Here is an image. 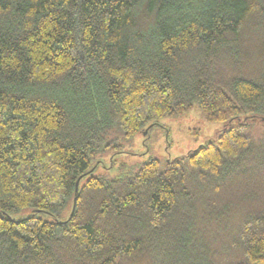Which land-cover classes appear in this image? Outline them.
Returning a JSON list of instances; mask_svg holds the SVG:
<instances>
[{
	"label": "trees",
	"instance_id": "trees-1",
	"mask_svg": "<svg viewBox=\"0 0 264 264\" xmlns=\"http://www.w3.org/2000/svg\"><path fill=\"white\" fill-rule=\"evenodd\" d=\"M193 105L203 145L97 172ZM0 264H264V0H0Z\"/></svg>",
	"mask_w": 264,
	"mask_h": 264
},
{
	"label": "rangeland",
	"instance_id": "rangeland-1",
	"mask_svg": "<svg viewBox=\"0 0 264 264\" xmlns=\"http://www.w3.org/2000/svg\"><path fill=\"white\" fill-rule=\"evenodd\" d=\"M222 127V123L208 122L198 106L193 105L183 114L166 115L154 120L148 128L136 134L131 140H121L117 147L106 149L99 160L103 169L107 170L98 169L97 172L115 173L120 163L133 165L148 156H154L160 160L182 157L213 138ZM115 151L119 153L114 154ZM113 158L115 161L113 168L109 169ZM33 213L31 208H25L11 213L10 218L18 220ZM39 216L49 218L45 214H39Z\"/></svg>",
	"mask_w": 264,
	"mask_h": 264
},
{
	"label": "water",
	"instance_id": "water-1",
	"mask_svg": "<svg viewBox=\"0 0 264 264\" xmlns=\"http://www.w3.org/2000/svg\"><path fill=\"white\" fill-rule=\"evenodd\" d=\"M76 191H77V183H76V186H75V193H76ZM73 203H75V199H74ZM73 205H74V204H73ZM73 207H74V206H73Z\"/></svg>",
	"mask_w": 264,
	"mask_h": 264
}]
</instances>
